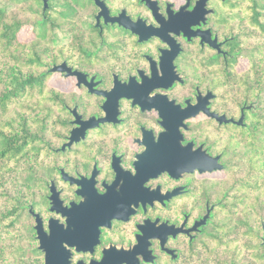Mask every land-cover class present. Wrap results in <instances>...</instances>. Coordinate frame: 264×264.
<instances>
[{
    "label": "flooded vegetation",
    "instance_id": "af4514ba",
    "mask_svg": "<svg viewBox=\"0 0 264 264\" xmlns=\"http://www.w3.org/2000/svg\"><path fill=\"white\" fill-rule=\"evenodd\" d=\"M34 1L37 19L55 20L85 53L53 64L85 73L91 90L54 72L74 96L44 198L27 207L32 227L30 208L46 233L56 219L67 264H264V174L253 177L264 159V141L253 143L260 107L224 87L238 0ZM198 97L202 109L188 116ZM74 107L95 119L61 148L79 127Z\"/></svg>",
    "mask_w": 264,
    "mask_h": 264
},
{
    "label": "trees",
    "instance_id": "16d2710c",
    "mask_svg": "<svg viewBox=\"0 0 264 264\" xmlns=\"http://www.w3.org/2000/svg\"><path fill=\"white\" fill-rule=\"evenodd\" d=\"M6 1H13L17 12L0 6V264H41L34 229L23 212L44 198L46 182L54 174L52 147L69 125L64 104L70 105L74 95L50 80L54 72L48 68L66 58L54 43L56 21L37 19L40 4L34 0ZM240 19L250 32L264 37V3L254 0ZM27 23L31 30L25 35ZM248 32L240 29L235 38L236 58H246L245 68H237L235 58L223 76L235 78L232 84L238 89L246 87L242 93L258 96L261 121L255 125L262 127L264 39L246 51L242 37Z\"/></svg>",
    "mask_w": 264,
    "mask_h": 264
},
{
    "label": "water",
    "instance_id": "95a60500",
    "mask_svg": "<svg viewBox=\"0 0 264 264\" xmlns=\"http://www.w3.org/2000/svg\"><path fill=\"white\" fill-rule=\"evenodd\" d=\"M47 6L46 0H43V9ZM49 72H56V71H62L64 72V75H75L77 77V84L79 85L81 82H83L87 87L88 90L90 89V84L85 80L86 75L83 72H80L78 70L72 69L70 66L66 64L65 61H62L61 63L58 64H52L48 68ZM208 93H211L210 91H207ZM187 113L189 115H194L197 113L200 109L199 108V97L197 98L196 103H190L187 101ZM72 113L74 118L72 119L73 123L78 124L79 127H74L70 130L66 142H64L61 146V148H64L65 146H69L70 143L77 141L84 135V131L87 127L91 125V121L94 120L95 118L93 116L82 119L80 117V114L76 112L75 107L72 108ZM208 115L216 117L219 121L222 119L224 120V116H218L215 113L208 112L206 111ZM242 115H240V118L235 121L236 123H240L242 119ZM106 117H99L96 120L97 121H104ZM80 130V131H79ZM49 199H50V209L51 210H56V201H57V195L56 191H54V184L52 183L50 187V194H49ZM72 205L68 207V211L72 210ZM29 211L32 213L34 216V225L33 228L35 230V237L37 239V248L44 253L43 255V262L42 264H67L68 263V256H69V251L66 249V246L62 245L60 241L57 240V234L55 233L56 231V226L52 224V221H55L56 219L50 218L49 219V233H46L42 227L41 219L38 215V213L32 211L30 208ZM66 221H70V218H66Z\"/></svg>",
    "mask_w": 264,
    "mask_h": 264
},
{
    "label": "rangeland",
    "instance_id": "374dc122",
    "mask_svg": "<svg viewBox=\"0 0 264 264\" xmlns=\"http://www.w3.org/2000/svg\"><path fill=\"white\" fill-rule=\"evenodd\" d=\"M256 1H257L258 4L264 3L263 2L264 0H256ZM253 2H254V0H238V30H240V29H245V30L248 29L249 30V32L246 34V36L242 37L243 46H244L246 51L250 50L252 48H255V45H257V42L258 41L260 42L262 39H264L263 36H258L257 34H255V32H250L251 28H249L246 24H244V22H241V19H240V15H242V14L244 15V12L249 9V7L252 5ZM27 3L29 4L30 2H26V4ZM0 6L6 7V9L9 10L10 12H12V13H16L17 12V9L15 8V5H14L13 1L7 2L6 0H0ZM263 21H264V19H263ZM241 23L243 24L242 27H241ZM24 28H25V30H24L25 33L24 34L27 35L30 32V30H31V26H30V24L27 23ZM55 37H56V40H55L54 43L61 49V51L63 53V57H66V58H68L71 61H74L76 59V57H81L82 56V58L83 57L85 58V56H84L85 53L79 52V49L77 48V46L75 44L76 38H74L73 35H70V34L66 33L64 30H61L60 27H57V30L55 31ZM236 59H238L237 63H236V67L241 69V70H243L245 68L246 58L243 55H240ZM50 80L51 81H55L56 86H58L59 88H60V85H62L64 87V86H66L68 84V81H66V80H63V82L60 81L59 78H58V75L56 73H53L51 75ZM234 81H235V78L231 77V79H228L224 83V87H226L228 89L227 91H234L235 89L236 90H241V92H238V93L239 94H243L242 93L243 89H246V87L238 89L237 87H235L234 84H232V83H234ZM210 87L215 90L216 84H211ZM263 87H264V85H263ZM65 90L66 89H64V91ZM249 90L250 89H248L247 91H249ZM255 95L256 94H253V96L252 97L250 96L249 98H254V101H255L258 98ZM263 98H264V93H263ZM262 101H263V99H262ZM261 115L263 116V119H264V111L261 113ZM254 119L256 120L257 124H259L258 122L261 121V120L257 121V116ZM258 127H259V129H257L255 131L256 135L254 136V139H253L254 142L252 141L253 143H262L261 141L264 139V131H261L262 128L264 129V126L261 127L259 125ZM64 134H66V133H64ZM60 141L61 140H59L57 142V144ZM242 141L244 143V146H248V143H247L248 139L247 138L246 139L244 138V140L242 139ZM246 157H248V156H246ZM49 159L50 158H48V161H49ZM250 164L251 163H248V162H240L238 164V166L240 168L239 174L247 172V168L250 166ZM231 173H232L231 170L228 169L227 174H230V177L232 175ZM253 173H254L253 177L255 179H259V176L261 177L264 174V159L261 160L260 165L255 163V165L253 166ZM23 216H24V219H26V217H28L29 218V222L32 225V218L27 213V207H26V209L23 212ZM23 216H21L22 219H23ZM36 246H37V240H36ZM41 258H42V255H41Z\"/></svg>",
    "mask_w": 264,
    "mask_h": 264
}]
</instances>
